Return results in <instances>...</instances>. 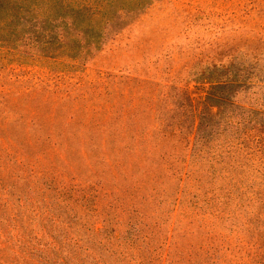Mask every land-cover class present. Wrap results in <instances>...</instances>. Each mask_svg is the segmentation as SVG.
I'll list each match as a JSON object with an SVG mask.
<instances>
[{
	"label": "rangeland",
	"instance_id": "374dc122",
	"mask_svg": "<svg viewBox=\"0 0 264 264\" xmlns=\"http://www.w3.org/2000/svg\"><path fill=\"white\" fill-rule=\"evenodd\" d=\"M19 157L91 188L79 216L100 238L164 252L175 228L176 264H264V0H154L84 61L0 51V160ZM195 204L237 214L200 224Z\"/></svg>",
	"mask_w": 264,
	"mask_h": 264
},
{
	"label": "trees",
	"instance_id": "16d2710c",
	"mask_svg": "<svg viewBox=\"0 0 264 264\" xmlns=\"http://www.w3.org/2000/svg\"><path fill=\"white\" fill-rule=\"evenodd\" d=\"M153 1L0 0V51L16 64L84 61L134 23ZM46 145L50 152L57 150L56 143ZM47 166L39 168V160L31 163L26 157L0 160V264H176L170 249L175 228L167 233L164 252H140L137 244L144 238H100L103 232L79 216L92 217L87 200L93 190H76L50 179L57 169L51 162ZM236 214V209L217 206L204 211L195 204L183 215L203 224L209 219L224 222ZM35 225L42 228L39 233ZM218 253L199 252L196 259V253L188 252L185 257L189 264H224Z\"/></svg>",
	"mask_w": 264,
	"mask_h": 264
}]
</instances>
